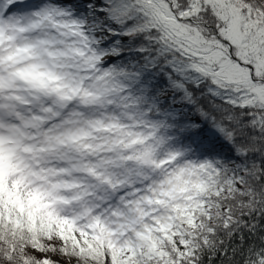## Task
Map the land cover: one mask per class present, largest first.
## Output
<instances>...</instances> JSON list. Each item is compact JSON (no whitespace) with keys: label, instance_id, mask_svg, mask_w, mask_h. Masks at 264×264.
<instances>
[{"label":"snow or ice","instance_id":"6c2138e0","mask_svg":"<svg viewBox=\"0 0 264 264\" xmlns=\"http://www.w3.org/2000/svg\"><path fill=\"white\" fill-rule=\"evenodd\" d=\"M0 264H264V0H0Z\"/></svg>","mask_w":264,"mask_h":264}]
</instances>
